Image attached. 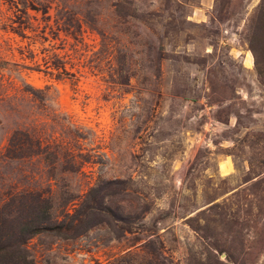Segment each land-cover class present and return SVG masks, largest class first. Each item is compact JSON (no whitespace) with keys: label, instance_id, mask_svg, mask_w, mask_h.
Masks as SVG:
<instances>
[{"label":"rangeland","instance_id":"1","mask_svg":"<svg viewBox=\"0 0 264 264\" xmlns=\"http://www.w3.org/2000/svg\"><path fill=\"white\" fill-rule=\"evenodd\" d=\"M26 195L83 222L32 264H264V0H0V209Z\"/></svg>","mask_w":264,"mask_h":264},{"label":"trees","instance_id":"2","mask_svg":"<svg viewBox=\"0 0 264 264\" xmlns=\"http://www.w3.org/2000/svg\"><path fill=\"white\" fill-rule=\"evenodd\" d=\"M260 8V14L262 15L263 6ZM250 49L254 57H256V50L253 45L250 46ZM255 64L257 67V62ZM93 191L94 189L90 190L88 194ZM30 197L32 195L28 197L27 195L25 197L21 196L16 199L27 200V202L22 201V203L18 204V212H23V214L19 213L18 215L19 221L9 218L8 205L0 209V264H32L25 244L28 239L41 232H55L60 235L63 230L69 237H75L80 234L78 229L82 226L81 223L83 222H80L78 225L74 224L73 221L65 225H60L61 223L54 224L50 221L47 201L41 197L35 199H30ZM127 232L134 234L131 231ZM148 245L149 243H145L143 247ZM158 256L163 259L165 258L162 253H159Z\"/></svg>","mask_w":264,"mask_h":264}]
</instances>
